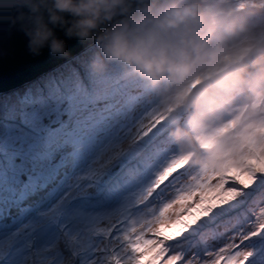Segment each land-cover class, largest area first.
Listing matches in <instances>:
<instances>
[{"label": "rangeland", "instance_id": "obj_1", "mask_svg": "<svg viewBox=\"0 0 264 264\" xmlns=\"http://www.w3.org/2000/svg\"><path fill=\"white\" fill-rule=\"evenodd\" d=\"M261 12L264 0H167L88 51L109 45L107 41L112 47L99 49L80 64L76 59L81 54L57 72L12 91L16 96L9 103L15 109L7 111L6 102L0 104V170L2 163L8 172L5 180L16 184L18 190L0 182V203L8 205L4 211L7 214H0V264H114L117 255L124 259L120 264H176L182 260L181 264H247L251 248L257 250L251 263L263 264L264 217H259V210L264 208L263 199L259 200L264 197ZM250 18L257 19L250 22ZM256 26L258 30L252 28ZM179 37L182 50L190 57L184 62L187 67L179 75L172 73L169 80L146 81L153 83L158 96L147 112L141 109L127 119L121 118L126 125L132 123L125 129L118 128L117 133H112L116 125L110 129L103 122L105 109L94 116L90 113L78 117L74 129L59 142L60 125L77 117L70 111L77 93L86 92V97L80 95L81 99L87 98L83 101L86 108L89 103L104 102L103 92L97 91L121 80L125 74L120 72L122 68L131 67L140 76L150 68L143 67L166 57L165 52L176 46ZM97 58L98 63H94ZM256 67H260L257 71L261 78L249 82L259 84L263 91L245 89L247 83L239 78ZM49 81L55 89L47 87ZM221 86L217 94L211 93ZM242 87L247 93L242 98L247 100L239 107H244L241 114L229 108L224 115L212 114L209 118L205 114L208 121L200 124L182 115L203 96L201 109L207 99L205 93L223 98L224 89L234 96ZM193 93L198 97L190 101ZM94 97L98 101L91 102ZM243 112L248 119L241 117ZM143 119L145 122L139 125ZM160 123L166 127L179 123L180 128L172 132L170 145L159 148L160 154L153 150L151 160L141 158L142 171L134 166L125 175L127 179L141 177L138 181L145 196H135L139 202L125 199V193L117 204L98 215L71 205L75 189H86L96 181L102 183L115 172L120 152L116 148L107 152L112 141L122 142L124 133L132 132V137H125L122 143L128 146L125 151L135 157L154 139L139 136ZM194 125L197 128L193 132ZM43 127L47 129L45 144L30 157L28 171L16 177L18 173L9 170L10 162L23 157L29 160V151L19 147L29 139L27 146L32 148L35 141L28 132ZM58 145L62 149L57 150L59 157L55 159ZM124 183L126 186V180ZM257 184L259 189L253 191ZM5 191L16 194L13 201ZM239 198L240 203L234 205ZM233 248L237 253L230 255L236 258L230 261L227 250Z\"/></svg>", "mask_w": 264, "mask_h": 264}, {"label": "trees", "instance_id": "obj_2", "mask_svg": "<svg viewBox=\"0 0 264 264\" xmlns=\"http://www.w3.org/2000/svg\"><path fill=\"white\" fill-rule=\"evenodd\" d=\"M172 9L175 10L176 7H173ZM259 15H260L259 17L261 18L264 15V12L259 13ZM250 19H251L250 20V22H251L252 20L255 21L257 18L256 19L250 18ZM246 21L247 20H245V22ZM245 22L243 24L249 23V22L248 23H245ZM235 25H236L235 21L230 24L231 30L233 29V26H235ZM194 26H197V25L195 24ZM252 28H254L255 30L256 29L258 30V26L252 27ZM222 29H223V26H222L221 30ZM210 33H211V30H210L209 34ZM127 34H128L127 36L129 37L130 33H127ZM209 34H207V35H209ZM142 39L143 40L145 39V41L148 40L147 38H142ZM177 39H178L177 40L178 43H176V46L172 47L171 50H167L165 52V53H167L166 57H162V58L160 57L159 59L157 58L154 61V63H150V64L146 65L145 67H143V70H145V68L148 66L151 69L147 68L146 71H143L140 73V76L137 73H134L133 69L131 67L129 68L127 66L126 68H122V71L120 70V72L125 73V74H123V78H121V80L116 81L115 84H112V85L107 84V86H105L103 89L97 91V92H103V94H101V96H105V97H102L104 99V102L100 103V100H99L98 104L95 103L94 105L93 104L89 105L90 104L89 103L87 108H90V110H87L85 103H83V101H87L86 100L87 98L85 99L83 97V96L86 97V95H85L86 92L83 91V92L77 93V95H78L77 100H75L72 103V107L70 110L71 114L75 115L77 117L75 119H72V121L67 120V124L65 122V123L60 125V133L57 137L59 139V142H63L62 137L70 129H74V127L76 125V120L78 117H81L84 115L90 116V113H92L94 116V115L99 114L100 112L104 111L103 109H105L106 112H105V115L103 118V122H105L107 124V126H109L110 129H111L112 125H116L117 129L113 130L112 133H114V132L117 133L118 128L125 129V127L127 125L132 123V121H130L129 124L126 125L125 119L121 120V118L125 117L127 119L129 117H126V116H129V115L133 116L134 114H138V111L141 109L143 110V111H141L142 113L147 112V110L150 108V106L156 101L158 96L154 91L156 89H155V87L153 88V85H152L153 83L152 82L147 83L146 81H152V79H158L159 78L157 83H160V82L164 81V79L169 80L174 75L172 73L175 72V73H177V75H179L180 73L183 72V69H185L187 67V65H185L184 62L187 61L188 59H190L189 54L187 55L188 52H185L184 50H182V47H181L182 41H180L181 38L179 37ZM201 41H202L201 44L205 43L204 40H201ZM250 41H252L254 44L257 43L253 40H250ZM107 42L109 43V45L107 44V46H104L103 48L98 47V48L92 49L91 51H87L88 54H87V52L83 53L76 60H78V62L81 64L84 57H88V55H89V57L91 55L93 56L94 52H99V49L104 50L106 47L107 48L108 47L110 48V46L112 47V45H111L112 42L111 41L110 42L107 41ZM243 43L245 44L244 41H242V45H244ZM192 53H194V52H192ZM96 55H98V53ZM205 59H209V58H205ZM98 61H99L98 58L96 60H93L94 63H98ZM181 61H183V62L181 63ZM261 62L262 61H260V63ZM226 63H228V62H226ZM257 63L258 62H256V64ZM121 65H124V64H121ZM196 66H198V65H196ZM253 66L254 65L252 64V67ZM97 67L102 69V66H97ZM260 67L264 69V61L261 63ZM259 68H257V67L252 68V69L248 70L247 72L245 71L241 74V76L239 78L244 83H247L245 89L251 88L253 91H256V90L260 91L261 90L260 88L262 86H259V84H258V86H254L253 82H252V84H251V82H249V80L253 81L254 78H257V79L261 78L260 72L257 71ZM145 72H150L151 74L144 75ZM95 75L97 76V74H95ZM98 75H100V74H98ZM168 75H170V76H168ZM109 77L112 78V76H109ZM138 77H140V79H142V80H138ZM262 79L264 80V77H262ZM61 82L64 83L65 81L63 79H61ZM116 84L119 85V88L116 87ZM32 87H35V86H32ZM47 87L48 88L52 87L51 81L48 82ZM52 88L55 89L54 87H52ZM221 88H223V86L217 88L216 90L211 91V93L215 91V93L217 94V92L220 91ZM35 89H39V88L36 87ZM242 89H243L242 90L243 92L239 91V94L236 93L234 96H232L230 94V91L228 88L224 89L222 91V93L220 92L221 95H224L223 98H222V96H218V95L214 96L213 94H206L205 93L204 96L206 95L207 99H206V101H205V103L201 109H200V105L202 104L201 101L204 100L201 98L203 96L202 97L200 96L194 103H192L190 105V107H189L190 112L189 113H186V110H185L182 113V115L187 116V118L190 121H192L193 123L200 124V122L202 123V121H205V122L208 121L205 117H203L205 114H208L209 118L211 117L212 114L213 115H217V114L224 115L229 108H231L230 110L233 111L234 113H240L241 114L244 107L242 108V110H240L241 108H239V107L242 105V103H244L243 100H247L245 98L244 99L242 98V97H247V93H246L244 87H242ZM71 91H73V90H71ZM261 91H263V90H261ZM16 93H18V92H16ZM245 93H246V96H244ZM82 94H83V96L81 99L80 95H82ZM197 95H198L197 93H193L190 96V101H193L196 97H198ZM13 96H16V94L7 93L5 95L0 96V104H1V102L2 103L6 102V105H7L6 107H8V108H6V110L8 109L7 111H9V110L13 111L15 109V108H12L14 104L9 103V101H11V98ZM97 99L98 98L94 97V100L92 98L91 102H96ZM231 101H233V102L231 103ZM183 106H184V104H183ZM180 107H178L179 111H180ZM67 111H69V110H67ZM241 117H243V119L244 118L248 119L247 114L245 112H243ZM221 118H222V116H220L219 120ZM230 118L231 117L229 116V119ZM251 120H252V118H251ZM143 122H145L144 119L142 121H140L139 125L143 124ZM160 124H158L156 129H154V127H152L151 129L145 131L142 135L139 136V138H154V139H151L149 141V144L140 148L138 150V154L136 153L137 155L135 157L130 156L125 151L128 146H126V148H125V144L122 143V142H125V140H124L125 137L126 138L132 137V132L124 133V135H123L124 138H122L123 139L122 142L112 141L111 142L112 146L109 148V150H107V152H109L111 150H115V148L117 151L120 152L119 161L118 160L115 161V165L117 164L115 167V169H116L115 172L112 175H110V177L108 179L104 180L102 183H99L96 181V182H92V184L86 189H81V188L75 189L73 191V193H75L74 194L75 197L73 199V202H71V205H73L74 207L76 206V208L80 209L81 211L98 215L99 212L104 211V210L108 209V207H112L113 205L117 204L120 201V197L125 193H127L126 194L127 196L125 199H132V198H135V196H137L138 199L144 197L145 192H143V190H142L143 188L141 187V184L138 181V179L141 177L137 178L134 176V177H131L130 179L129 178L127 179V177H125V175L127 173H129V171H131V169L134 166L138 167L139 171H142V166L144 165V163L143 162L141 163V161H142L141 158L143 157L142 159H144V156H146L147 157L146 160L147 159L151 160L153 158L152 157L153 152L156 151L157 153L159 152V154H160L162 149H159V148L161 146L166 147V145L167 146L170 145L171 137L173 136L172 132L176 133L180 128L179 123H175V124L171 125L170 127L164 126L165 125L164 123L163 124L160 123ZM203 124H206V123H203ZM256 125L254 122V126H256ZM196 128H197V126L194 125L193 126V132L196 130ZM38 130L39 129H37L35 131L28 132L30 135L29 138H34L33 140L35 141V143L32 145V148L31 147L28 148V146H27V140L30 141L29 139H26L25 142H23L21 144V147H19L21 149V151H23V150L25 152L29 151L28 155H27V156H29V160L26 159V157H23L22 158L23 161L19 159V160L10 162V164H9V170H11L15 173H18V176L16 175V177H18V178L23 172L25 173L28 171V167L31 164L30 157L36 156V154H38L37 151L39 150L41 145L45 144L44 141H46V137L44 134H45V131H47V129H45L43 127L39 131ZM210 138H213V137H210ZM52 143H54V142H52ZM58 146L59 147L55 150L56 152L53 154V157L55 159H58V157H59L58 151H61V149H62V146H60V145H58ZM172 148H174L173 150H175L174 146ZM153 150H155V151H153ZM163 150H164V152H167L166 149H163ZM198 151L199 150L195 151L194 153H197ZM165 156H167V154ZM162 159H163V161H165L164 158H162ZM160 162H159V164H160ZM1 170H0V179H1L0 182L2 181V183L6 184L8 187L14 188L16 186V184L9 182V180H8V182H7V180H5L8 172L6 171L5 165L3 166L2 163H1ZM65 173H66V171L64 170V174ZM120 180H121V182H120ZM125 180H126V186L124 183ZM129 181H131V182H129ZM129 183H131V184H129ZM84 185H85V183H84ZM139 187H141V188L138 189ZM14 189L18 190V188H14ZM134 189L139 190V192L137 193V191ZM258 189H259V184H257V186H254L253 191H257ZM12 191H15V190L12 189ZM16 192L18 195L19 191H16ZM5 193L8 195V199H12L11 201L14 200V197L16 196V194L10 195L6 191H5ZM1 199L2 198H0V202H1ZM261 199H263L262 202H264V197L259 198V200H261ZM137 201L139 202V200H137ZM234 201H235L234 205H237L238 203H240V198L235 199ZM6 202L7 201H5V203ZM6 209H8V205L4 204V203H0V214L1 215L7 214V213H4V211ZM10 211H12L11 208H10ZM259 211H260L259 217L262 215L264 217V208H261ZM260 220H263V219H260ZM229 222L233 223L235 221L231 220ZM235 224L237 226L239 225L237 223H235ZM239 226H241V225H239ZM236 247L241 248V246L239 247V245ZM263 247H264V245H263ZM234 249H236V248H233L232 250H229V251L227 250V254H229L228 259L230 261L236 258V256L234 255V258L232 259L231 255H230L231 253H233V254L237 253V252H235ZM213 253H215V252H213ZM250 254L251 255L249 257L247 264H249L251 262L253 263L252 259H254L255 255L257 254V250L251 248ZM260 254H261V252H260ZM137 256L138 255H136V258H137ZM262 258L264 259V252H263ZM114 259H115L113 261L114 264H120V262L122 260H124V259H120V257L118 255L116 257H114ZM182 261H180L178 263L176 262V264H181ZM123 264H127V263H123ZM263 264H264V262H263Z\"/></svg>", "mask_w": 264, "mask_h": 264}, {"label": "water", "instance_id": "obj_3", "mask_svg": "<svg viewBox=\"0 0 264 264\" xmlns=\"http://www.w3.org/2000/svg\"><path fill=\"white\" fill-rule=\"evenodd\" d=\"M167 0H0V96L57 72Z\"/></svg>", "mask_w": 264, "mask_h": 264}]
</instances>
